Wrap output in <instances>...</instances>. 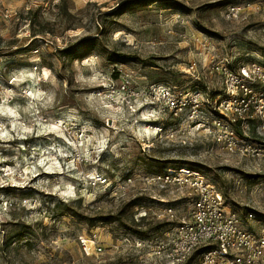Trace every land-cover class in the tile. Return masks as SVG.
<instances>
[{
	"label": "rangeland",
	"instance_id": "obj_1",
	"mask_svg": "<svg viewBox=\"0 0 264 264\" xmlns=\"http://www.w3.org/2000/svg\"><path fill=\"white\" fill-rule=\"evenodd\" d=\"M262 55L264 0H0V264H159L191 196L151 179L181 167L264 231V158L227 154L187 115L127 112L121 89L213 97L211 60Z\"/></svg>",
	"mask_w": 264,
	"mask_h": 264
},
{
	"label": "built area",
	"instance_id": "obj_2",
	"mask_svg": "<svg viewBox=\"0 0 264 264\" xmlns=\"http://www.w3.org/2000/svg\"><path fill=\"white\" fill-rule=\"evenodd\" d=\"M240 10L233 6L229 13L236 15ZM210 68L224 85L213 97L200 88L185 90L163 83L131 91V80L123 76L121 89L129 94L125 108L133 114L149 111L156 120L165 114L187 115V127L211 138L227 154L238 160L264 158V147L255 146L253 136L255 132L264 138V55L247 62L214 59ZM189 70H197L195 61ZM109 87L113 89V84ZM151 183L188 190L191 196L188 216L155 247L159 264H186L197 251L199 264H264V231L246 228L236 212L227 210L223 194L200 170L169 169L152 177ZM165 212L174 217L173 209ZM84 251L92 252L86 244Z\"/></svg>",
	"mask_w": 264,
	"mask_h": 264
},
{
	"label": "bare ground",
	"instance_id": "obj_3",
	"mask_svg": "<svg viewBox=\"0 0 264 264\" xmlns=\"http://www.w3.org/2000/svg\"><path fill=\"white\" fill-rule=\"evenodd\" d=\"M148 127V126H147Z\"/></svg>",
	"mask_w": 264,
	"mask_h": 264
}]
</instances>
